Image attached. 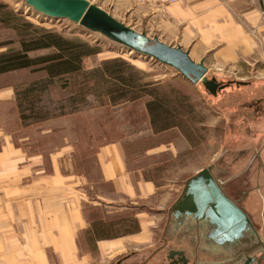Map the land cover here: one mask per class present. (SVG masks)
<instances>
[{
	"label": "crops",
	"instance_id": "1",
	"mask_svg": "<svg viewBox=\"0 0 264 264\" xmlns=\"http://www.w3.org/2000/svg\"><path fill=\"white\" fill-rule=\"evenodd\" d=\"M88 1L114 19L124 16L127 22L122 24L133 30L141 27L149 38L155 36L166 45L180 47L194 63L203 62L207 76L214 77L220 85L223 76L233 72L237 99L242 103L238 105L241 117L247 123L253 107L254 121L249 123L257 128L261 122L264 131V0H180L165 7L141 4L138 0ZM137 59L142 58L133 57ZM162 67L174 71L171 81L194 85L174 69ZM162 78L160 89L164 84ZM223 86L216 94L229 88V84ZM148 100L143 96L125 104L143 102L152 131L146 109ZM180 100L179 96L176 100L160 99L162 124L170 116L172 124L159 133L172 131L177 141L190 145L187 133L177 122L182 113ZM15 102L12 86L0 87V264H88L89 259L117 251L123 244L146 243L158 221L156 214L164 210L166 202L159 199L161 206L153 208L157 206L158 190L138 170H129L125 141L113 140L96 149L92 176L77 168L71 149L31 154L20 147L12 132L4 128L3 109L6 105L14 107ZM163 146L164 152L175 149L172 141ZM143 206L155 210L153 215L145 208L142 210ZM189 220L196 226L195 221ZM130 221L135 228L126 225ZM168 223L163 234L169 229L170 241L175 242L170 248L184 249L188 258L203 254L212 261L225 258L227 252L222 246L211 243L214 251L198 250L196 242L181 238L179 228L170 231L173 225ZM185 227L187 224L181 228Z\"/></svg>",
	"mask_w": 264,
	"mask_h": 264
},
{
	"label": "rangeland",
	"instance_id": "2",
	"mask_svg": "<svg viewBox=\"0 0 264 264\" xmlns=\"http://www.w3.org/2000/svg\"><path fill=\"white\" fill-rule=\"evenodd\" d=\"M0 1L33 25L55 30L72 40L80 39L92 48L98 47L97 53L82 58V72L78 74L49 79L42 70H35V66L0 75V87L12 86L16 95L15 106L6 105L3 109L4 128L12 132L14 141L31 154H50L63 147L71 149L77 168L93 176L95 166L92 158L96 149L113 140H124L129 170H138L158 190L157 206L153 208L161 206L158 205L159 199L166 202L165 206L162 205L164 210L156 214L158 221L152 226L146 243L123 244L117 251L89 259L88 264H140L144 260L148 261L147 264H165L166 248L175 243L163 234L169 222L168 209L181 195L186 180L207 165L213 166L211 173L219 179L220 187L248 214L254 228L264 239V131L260 121L257 128L249 123V120L254 121L253 107L247 116V123L241 117L238 105L242 103L237 99V79L233 72H228L221 80L223 85L229 84V88L211 97L200 83L197 87L182 81H171L174 71L165 70L154 59L140 54L142 59L133 60L134 56H138L136 53L99 33H91L66 19L45 18L22 0ZM115 19L121 23L126 21L124 16ZM128 22L133 26L131 21ZM134 30L141 31V27ZM13 38V31L0 30V43ZM15 47L8 45V48ZM5 49L1 48L0 52ZM48 53L35 51L29 56L34 58ZM112 57L129 59L134 70L128 71L125 77L134 78L138 84L158 83L156 87H159L163 100L181 98L182 113L177 122L184 134H188L190 145L177 141L172 131L154 135L149 130V118L145 115L143 102L117 105L109 102L104 95L105 89L116 82L102 80L98 73L85 80L83 72L94 70ZM139 68L141 71H138ZM159 76L164 81L161 89ZM167 141H172L175 146L170 152H164L163 144ZM144 208L149 215L155 212L145 206L142 210ZM126 225L135 228L131 221ZM196 229L188 220L181 234L188 237L187 240L196 242V249L214 251L210 248L212 244L206 243L205 229L200 232L202 237ZM200 240L202 243H199ZM221 248L227 252L224 253L225 258L239 250L229 246ZM255 251L258 252L257 249ZM199 257L211 260L205 254Z\"/></svg>",
	"mask_w": 264,
	"mask_h": 264
},
{
	"label": "water",
	"instance_id": "3",
	"mask_svg": "<svg viewBox=\"0 0 264 264\" xmlns=\"http://www.w3.org/2000/svg\"><path fill=\"white\" fill-rule=\"evenodd\" d=\"M22 1L45 18L69 20L124 46L128 51L174 69L191 84L203 85L211 96L225 87L214 77L207 76L203 62L194 63L180 47L166 45L155 36L149 38L144 32H136L88 0ZM212 167L208 165L186 180L181 195L172 204L170 216L178 224H183L189 217L199 228L209 225L206 237L221 247L233 244V241L243 237L245 231H253V226L248 214L221 189L220 181L211 174Z\"/></svg>",
	"mask_w": 264,
	"mask_h": 264
},
{
	"label": "trees",
	"instance_id": "4",
	"mask_svg": "<svg viewBox=\"0 0 264 264\" xmlns=\"http://www.w3.org/2000/svg\"><path fill=\"white\" fill-rule=\"evenodd\" d=\"M9 29L14 32V38L0 43V75L33 68L42 70L47 77L63 78L68 74L82 72V58L94 55L98 47H90L82 40L66 38L55 30L43 29L28 22L19 13H16L7 4L0 1V30ZM8 45H16L8 48ZM35 51H48L47 55L31 58L29 54ZM134 70L129 62L122 59L104 61L99 67L89 72H83L85 80L92 79L96 73L102 80L116 82L114 86L106 87L104 95L113 105L133 102L146 96L149 98L146 109L150 116V127L155 133L163 132L162 128H169L171 117L164 118L162 124L161 101L163 95L156 87L158 83L145 84L136 82L132 77H125L128 71Z\"/></svg>",
	"mask_w": 264,
	"mask_h": 264
},
{
	"label": "flooded vegetation",
	"instance_id": "5",
	"mask_svg": "<svg viewBox=\"0 0 264 264\" xmlns=\"http://www.w3.org/2000/svg\"><path fill=\"white\" fill-rule=\"evenodd\" d=\"M189 219L190 218L188 217L187 220H185L183 222V224H178L177 220H174V218L172 219V217L170 216L169 217L170 227H171V224L173 225L170 231H173V229L175 227H177V228H179V229H177V231H179V233H181L184 230V228L182 229L181 227L186 225L188 223ZM251 223H252V221H251ZM195 225L197 226L196 231H198L199 233L204 228H206V230H205L206 232L205 233L203 232L205 240L207 241V243H212L213 245L216 246V244L212 240H210L206 237V234H207L208 229H209L208 228L209 225L204 224L205 226L203 228H199L196 223H195ZM252 226H253V223H252ZM164 235H166V237L168 239H170L169 229H168V231L164 232ZM166 237H165V239L163 238V245H164V241L167 239ZM200 237H202L201 234H200ZM181 238L185 239L186 237L181 235ZM199 243H202L201 240ZM166 244H167V241H166ZM225 245H228L232 248L235 247L236 249L238 248L239 250H236L234 255H228V258H220L218 260L212 261V260H205V259L201 260L199 257L201 255H199L197 257H190L189 256V258H188L187 257L188 255L185 254L184 249H175V248L169 247V248H166V254H164L165 255V257H164L165 262L164 263L165 264H264V239L260 235V233L257 232V230L254 228V226H253V231L247 230L244 232L243 237H240V238L236 239L235 241H233V244L227 243ZM239 245H241V246L238 247ZM255 249H257L258 252H256ZM147 262L148 261L144 260V262H141L140 264H147Z\"/></svg>",
	"mask_w": 264,
	"mask_h": 264
},
{
	"label": "built area",
	"instance_id": "6",
	"mask_svg": "<svg viewBox=\"0 0 264 264\" xmlns=\"http://www.w3.org/2000/svg\"><path fill=\"white\" fill-rule=\"evenodd\" d=\"M141 4H156L159 7H165L168 4L178 3L180 0H138Z\"/></svg>",
	"mask_w": 264,
	"mask_h": 264
},
{
	"label": "bare ground",
	"instance_id": "7",
	"mask_svg": "<svg viewBox=\"0 0 264 264\" xmlns=\"http://www.w3.org/2000/svg\"><path fill=\"white\" fill-rule=\"evenodd\" d=\"M213 175V174H212ZM214 177V176H213ZM215 180H218L219 181V179H215Z\"/></svg>",
	"mask_w": 264,
	"mask_h": 264
}]
</instances>
